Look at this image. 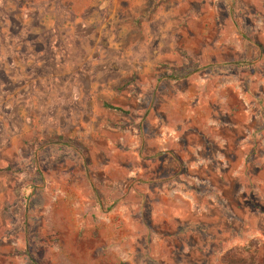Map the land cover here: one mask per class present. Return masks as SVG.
Instances as JSON below:
<instances>
[{
  "label": "rangeland",
  "instance_id": "1",
  "mask_svg": "<svg viewBox=\"0 0 264 264\" xmlns=\"http://www.w3.org/2000/svg\"><path fill=\"white\" fill-rule=\"evenodd\" d=\"M0 264H264V0H0Z\"/></svg>",
  "mask_w": 264,
  "mask_h": 264
},
{
  "label": "trees",
  "instance_id": "2",
  "mask_svg": "<svg viewBox=\"0 0 264 264\" xmlns=\"http://www.w3.org/2000/svg\"><path fill=\"white\" fill-rule=\"evenodd\" d=\"M104 106H105L106 108H111V109H114V110H117V111H121L120 108L113 107V106H110V105H108V104H105Z\"/></svg>",
  "mask_w": 264,
  "mask_h": 264
}]
</instances>
